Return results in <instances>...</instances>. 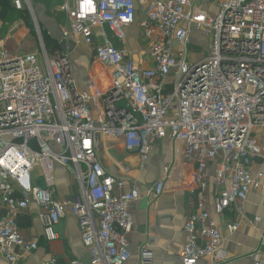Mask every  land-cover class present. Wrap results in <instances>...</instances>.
Listing matches in <instances>:
<instances>
[{
  "label": "built area",
  "instance_id": "obj_1",
  "mask_svg": "<svg viewBox=\"0 0 264 264\" xmlns=\"http://www.w3.org/2000/svg\"><path fill=\"white\" fill-rule=\"evenodd\" d=\"M11 1L34 19L36 0ZM60 10L70 20L63 35H79L93 48L97 85L77 90L66 55H49L39 30V52L0 51V255L7 264H19L38 249L18 226V216L35 204L47 242L57 240L55 227L67 212L77 217L89 257L66 264H125L139 192L134 185L126 188L124 175L106 171L96 142L101 136L120 139L143 166L153 143L167 138L173 159L150 193L162 194L173 174L191 175L196 193L179 262L220 264V224L236 232L249 192H264L262 174L251 173L255 157L264 166L257 138L264 134V0H224L216 14L192 0H61ZM135 22L149 39L150 67L138 65L105 34L95 41L96 27L107 26L122 39L123 29ZM192 29L209 37L207 54L197 60L190 59ZM169 75L173 89L164 93ZM55 164L71 172L76 198L54 197ZM226 213L234 220H226ZM148 253L143 246V262ZM259 253H252L253 264H264ZM43 264L65 263L51 256Z\"/></svg>",
  "mask_w": 264,
  "mask_h": 264
},
{
  "label": "crops",
  "instance_id": "obj_2",
  "mask_svg": "<svg viewBox=\"0 0 264 264\" xmlns=\"http://www.w3.org/2000/svg\"><path fill=\"white\" fill-rule=\"evenodd\" d=\"M223 1L192 0V4L208 14H216L219 4ZM60 4L61 0L33 2L32 9L35 19V30L33 31L36 34V30H39L43 44L42 26L62 46L71 43H76L77 46L81 43L85 45L84 51H77V49L73 51L72 56L75 60L73 68L70 65V70L73 78L76 79V89L88 90L97 85L94 81L97 67L93 71L90 70V59L92 58L94 62V51L79 35L70 34L67 37L63 35L65 31L70 32V20L68 13L60 10ZM11 6L13 7L12 4ZM25 16L32 17L27 9L12 8L4 16L0 14V51L6 49L12 53L20 52V50L24 52L14 55L40 51L38 31L36 34L38 41L33 42L34 34L31 28L24 23L23 17ZM123 31L124 38L120 39L114 36L107 26L96 27L94 29L95 41L101 42L102 35L105 34L113 45L124 49L138 65L152 66L146 52L149 39L138 24L135 22L126 26ZM189 36L190 59L197 60L205 56L209 48V37L206 33L201 29H192ZM47 53L53 55L48 51ZM56 53L62 54L60 51ZM107 80L108 78L103 80L104 82L101 81V84H106ZM173 82L174 76L169 75L163 83V91L167 84L171 83L173 86ZM257 138L259 144L264 146V134H258ZM96 151L107 172L116 176L124 175L126 188L134 185L139 192V198L132 210L134 224L129 235L131 257L125 264H181L179 257L186 239L184 223L187 209L196 198L191 185V175L181 178L178 174H173L162 194L155 197L150 193L151 187L161 178L164 168L172 162L174 154L169 139L164 138L153 143L149 159L143 166L139 165L135 154L125 151L120 139L101 136L96 142ZM260 163L261 158L255 157L251 173L253 177H256L260 172L262 174L260 182L264 184V166ZM126 167L129 168V172L124 174L123 169ZM53 177V194L56 199L69 200L77 197L74 177L67 168L55 164ZM212 197L213 188L211 186L208 194L209 201ZM38 213V207L31 204L18 216V226L23 236L37 241L39 245L36 251L26 255L19 264H43L51 256L65 264L72 259L87 261L89 251L82 243L77 217L67 212L55 227L58 234L57 240L47 242L42 234L43 229ZM213 217L221 223L220 216L214 215ZM224 217L226 220H234V216L230 213H226ZM256 217L259 221L252 222V219ZM220 232L224 238L222 248L218 253L219 259L222 260L220 264H253L251 255L256 249L260 251L258 256L262 257L264 247L259 246V241L261 235L264 234V192L259 188L249 192L245 203V218L240 222L236 232L230 233L223 224H220ZM143 246L149 252L146 262H143L140 256ZM208 262L210 261L199 260L196 264H207ZM0 264H7L1 255Z\"/></svg>",
  "mask_w": 264,
  "mask_h": 264
},
{
  "label": "rangeland",
  "instance_id": "obj_3",
  "mask_svg": "<svg viewBox=\"0 0 264 264\" xmlns=\"http://www.w3.org/2000/svg\"><path fill=\"white\" fill-rule=\"evenodd\" d=\"M23 20H24V23H25L26 25H28V26L31 28L32 33L34 34V35H33V42H37V41H38L37 38H36L37 30H36V34H35V32L33 31V30H35L34 19H33L32 17H30V16H28V18L25 16V17H23ZM42 30H43V31H42V36H43L44 44H48V43L53 44V41H55L56 46H57V48H58V51L62 52L64 55H66V57H67L69 63L71 62L70 65H72V68H73V63H74V60H75V58L72 56V55H73V51L76 50V49H77V51H84V49H85V45L81 43V44H79V45L77 46L76 43H71V44H69V45H67V46H66V45H65V46H62V45L58 44V42H57L56 40L53 39V36L50 35V34L47 32V30H46L45 28H43V26H42ZM37 36H38V35H37ZM55 37H56V36H55ZM69 49H70V50H69ZM35 50H36V49H35ZM17 53H18V54H22V53H24V52H23L22 50H20V52H17ZM17 53H15V52L12 53V52H10V54H12V55L17 54ZM89 54H90V51L88 52V56H89ZM39 62H40V64L43 66V59H42L41 56H39ZM96 67H97V66H96L95 63L93 62V59L91 58V59H90V70L93 71ZM88 76H89V75H88ZM74 79H75V78H74ZM85 80H87V78H86ZM85 80H84V81H85ZM75 81H76V79H75ZM172 89H173V86H172L171 83H169V84H167L164 93L171 92Z\"/></svg>",
  "mask_w": 264,
  "mask_h": 264
},
{
  "label": "trees",
  "instance_id": "obj_4",
  "mask_svg": "<svg viewBox=\"0 0 264 264\" xmlns=\"http://www.w3.org/2000/svg\"><path fill=\"white\" fill-rule=\"evenodd\" d=\"M11 4V0H0V14L4 16L5 14H7V12L11 11L12 8L14 9ZM45 48L50 54H54L56 53V51H58L55 41H53V44H45Z\"/></svg>",
  "mask_w": 264,
  "mask_h": 264
},
{
  "label": "water",
  "instance_id": "obj_5",
  "mask_svg": "<svg viewBox=\"0 0 264 264\" xmlns=\"http://www.w3.org/2000/svg\"><path fill=\"white\" fill-rule=\"evenodd\" d=\"M64 55L63 54H60V57H63Z\"/></svg>",
  "mask_w": 264,
  "mask_h": 264
}]
</instances>
